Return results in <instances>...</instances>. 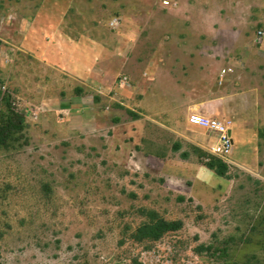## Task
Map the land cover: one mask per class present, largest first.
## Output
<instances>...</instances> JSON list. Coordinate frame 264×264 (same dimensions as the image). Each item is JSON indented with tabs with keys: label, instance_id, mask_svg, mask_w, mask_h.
<instances>
[{
	"label": "rangeland",
	"instance_id": "rangeland-1",
	"mask_svg": "<svg viewBox=\"0 0 264 264\" xmlns=\"http://www.w3.org/2000/svg\"><path fill=\"white\" fill-rule=\"evenodd\" d=\"M161 1L0 0V118L5 101L24 117L0 147V264H264V115L234 128L223 178L202 172L208 150L186 147V161L171 152L176 138L199 132L186 133L183 118L166 113L178 87L162 75L155 86L137 84L138 73L155 61L195 62L198 39L186 24L164 22ZM112 17L123 19L118 29L108 26ZM263 41L251 43L249 68L264 58ZM116 47L114 62L124 54L117 79L129 86L114 90L106 73L111 90L99 99L74 68ZM259 78L246 82L264 96ZM186 88L192 104L199 87ZM127 109L142 120L130 124ZM141 129L144 143L153 131L157 157L117 154ZM247 142L257 145L250 156ZM149 212L182 227L136 241Z\"/></svg>",
	"mask_w": 264,
	"mask_h": 264
},
{
	"label": "crops",
	"instance_id": "crops-1",
	"mask_svg": "<svg viewBox=\"0 0 264 264\" xmlns=\"http://www.w3.org/2000/svg\"><path fill=\"white\" fill-rule=\"evenodd\" d=\"M73 1L67 0V4H73ZM166 1L168 4L164 8H167L168 11L164 22H167V24L172 22L186 24L188 33L190 32L198 39V45L189 53V55L194 54V60L196 61H188L185 64L158 63L155 61L147 71L142 72L141 70L138 73L140 78L137 84L146 83L149 87L155 86L158 84V80H161L162 75L164 80L169 81L167 82L168 85L178 87V95L171 97L170 102L172 104L166 109V113L182 117L184 131L186 133L192 130L198 131L200 136L195 138L183 133V139L176 138L175 143H173V145H179L178 150L173 151V145L170 150L179 153L181 159L182 153L187 152L189 159L192 152L190 153V149H186V147L193 148L194 153L196 149L200 152H204L206 149L210 154V149L215 143L214 136L207 132L205 128L191 125L188 122L190 116L199 115L206 118H215L224 125H226L224 119H228L232 127L226 126L229 128L233 140L234 128L240 126L243 118L257 117L258 111H261V115H264V96L259 95L258 86L251 84L249 81L246 82L252 77L259 76L264 85V58L260 63H256L255 66H250V68L245 61L252 54L251 43L254 41L259 43L256 41L254 27H264V0H258V2L257 0ZM62 2L66 4L65 0H62ZM160 5H162V1ZM131 19L134 20V17ZM108 22V26L112 29H118L122 25L120 22L124 21L119 17H112ZM81 36L86 37L85 34ZM202 39H207L206 45L203 44L204 40ZM224 39H231V44L221 45L225 43ZM117 49L119 48L116 47L112 51L104 49L99 57L86 58L74 68L82 76L84 86L96 91L99 99H102L103 96L107 98L106 94L111 90L104 88L102 85L103 75L106 73L112 74L110 84L116 90L119 81L117 73L123 68L124 59V54L121 53L120 61H113V59L118 60L119 50ZM260 49L264 53V41L261 43ZM237 56L239 62L236 60ZM226 69H231L232 72L222 74V71ZM125 84L127 87L129 86L128 81ZM185 86L199 87L197 90L199 97L197 96L198 99L192 104L186 103L184 100V95L186 93L190 94ZM115 107L121 108L120 105H115ZM125 112L130 119V124L142 120L140 114L131 109H127ZM129 112L137 115V118H131ZM119 126L120 122L115 121V127ZM141 132L142 129L138 130V138L133 142L121 140L120 150L117 154H120V151L132 150L135 154L144 155L148 153L153 157H157L155 150L159 149L155 144L153 131H148L146 143L140 140ZM123 136L127 135L123 133ZM256 147L257 145L253 142H247L245 147L241 145V148L250 151L249 156L257 149ZM119 157L117 155V158ZM250 158L252 160V156ZM202 169V172L215 177V173L211 170L209 171L214 174L209 172L203 165Z\"/></svg>",
	"mask_w": 264,
	"mask_h": 264
},
{
	"label": "trees",
	"instance_id": "trees-1",
	"mask_svg": "<svg viewBox=\"0 0 264 264\" xmlns=\"http://www.w3.org/2000/svg\"><path fill=\"white\" fill-rule=\"evenodd\" d=\"M6 113L0 118V147H5L8 145L15 132H20L24 128V117L18 113H14L7 101H5ZM131 118H137V115L129 112ZM179 145H173V151L178 150ZM196 153L200 152L198 149L195 150ZM182 159L187 160L189 154L187 152L182 153ZM204 155L202 154L201 157ZM201 164L208 170L213 171L217 176L223 178L228 172V167L225 163L219 161L213 157H206V161L201 162ZM149 221L141 225L134 236L136 241H141L143 239H159L164 233L174 232L182 227L180 221H166L159 218L156 213H148Z\"/></svg>",
	"mask_w": 264,
	"mask_h": 264
},
{
	"label": "built area",
	"instance_id": "built-area-1",
	"mask_svg": "<svg viewBox=\"0 0 264 264\" xmlns=\"http://www.w3.org/2000/svg\"><path fill=\"white\" fill-rule=\"evenodd\" d=\"M167 4L166 0L162 1L163 6H167ZM263 40L264 29H260L256 33V41L260 43ZM230 72H232L231 69H226L222 71V74ZM125 83L126 77L119 79L118 88L122 89ZM188 122L191 125L205 128L207 132L214 136L215 143L210 149V156L228 164L233 154V140L229 128L215 118H206L199 115L190 116Z\"/></svg>",
	"mask_w": 264,
	"mask_h": 264
}]
</instances>
